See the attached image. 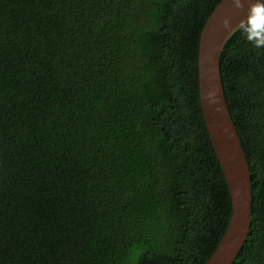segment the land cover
Masks as SVG:
<instances>
[{
    "label": "trees",
    "instance_id": "16d2710c",
    "mask_svg": "<svg viewBox=\"0 0 264 264\" xmlns=\"http://www.w3.org/2000/svg\"><path fill=\"white\" fill-rule=\"evenodd\" d=\"M221 0H0V264H206L232 203L198 52ZM264 264V49L220 57Z\"/></svg>",
    "mask_w": 264,
    "mask_h": 264
},
{
    "label": "water",
    "instance_id": "95a60500",
    "mask_svg": "<svg viewBox=\"0 0 264 264\" xmlns=\"http://www.w3.org/2000/svg\"><path fill=\"white\" fill-rule=\"evenodd\" d=\"M233 0H221L207 19L200 37L198 52L200 100L206 126L223 170L232 211L225 233L206 264H234L244 246L252 223V181L249 162L232 120L222 84L220 57L236 30L225 29L224 17L232 26L245 15Z\"/></svg>",
    "mask_w": 264,
    "mask_h": 264
},
{
    "label": "clouds",
    "instance_id": "9594fccd",
    "mask_svg": "<svg viewBox=\"0 0 264 264\" xmlns=\"http://www.w3.org/2000/svg\"><path fill=\"white\" fill-rule=\"evenodd\" d=\"M235 8H244L242 0H233ZM225 29L240 31L246 42L254 49H264V0H248L245 15L237 22L235 27L229 17L222 19Z\"/></svg>",
    "mask_w": 264,
    "mask_h": 264
}]
</instances>
